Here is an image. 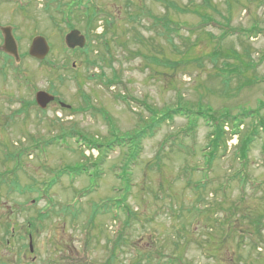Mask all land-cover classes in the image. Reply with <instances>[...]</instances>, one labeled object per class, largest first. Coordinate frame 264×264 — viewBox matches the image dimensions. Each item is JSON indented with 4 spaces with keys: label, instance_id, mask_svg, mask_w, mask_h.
I'll return each mask as SVG.
<instances>
[{
    "label": "rangeland",
    "instance_id": "rangeland-1",
    "mask_svg": "<svg viewBox=\"0 0 264 264\" xmlns=\"http://www.w3.org/2000/svg\"><path fill=\"white\" fill-rule=\"evenodd\" d=\"M77 1L0 0V264H30L12 238L29 234L44 263L264 264V0ZM72 25L86 51L66 47ZM7 27L19 61L2 49ZM38 36L51 47L41 61ZM38 91L71 108L41 110ZM180 107L254 117L230 120L207 162L203 120L156 122ZM153 124L130 160L126 142Z\"/></svg>",
    "mask_w": 264,
    "mask_h": 264
},
{
    "label": "trees",
    "instance_id": "trees-1",
    "mask_svg": "<svg viewBox=\"0 0 264 264\" xmlns=\"http://www.w3.org/2000/svg\"><path fill=\"white\" fill-rule=\"evenodd\" d=\"M76 3V2H75ZM74 3V4H75ZM83 4V1L82 0H79L77 1V4H75L74 6L76 8H80ZM171 5V6H170ZM170 7L176 9V10H179V8L177 6H174L172 3H170ZM73 6V8L69 11V13L71 14H76V11H75V7ZM184 12V11H183ZM85 15L88 19V28L90 29H95L96 28V25L97 22H99V12L98 11H92V12H89L88 9L86 10L85 12ZM203 18H207V20H210L212 17L211 16H205ZM167 20L170 24L173 25V21L170 20L168 17H167ZM175 30V29H174ZM83 51H86V50H83ZM110 84V83H108ZM202 108V107H200ZM197 111V112H194V111H190L188 109H185L183 107H180V108H177L175 110H172V111H168L169 113L166 114V115H163V117L161 116V119H159L160 121H156L157 124H161L162 122H168V121H173V118H174V115H181L183 117H187V119L189 120L190 119V124L191 126L188 128L189 130H194L193 127H196V124H197V120L201 121L203 120L206 125H208V127H211V129H213L214 131V134H213V137H212V140H211V144H210V147L211 149L213 150L212 152L205 154V158H207V162H213V160H215V157L217 156V151H218V148L220 146V143H223V135L225 134L224 132V127L225 125L231 120H237L239 122L238 126L237 127H240L243 123H244V119H248L250 117H254V115H251L252 113L251 112H245L242 114V117L240 116V118H235V117H231V115H222L220 117H217L215 114H212L210 112V110L208 109L207 111L204 110L203 108L200 109ZM202 110V111H201ZM204 111V112H203ZM206 111V112H205ZM187 112V113H185ZM160 118V117H159ZM235 118V119H233ZM194 124V126H193ZM156 127V124H153V125H150L148 127H145L144 129L142 128V130L138 131V133H136L135 137L133 138V141H132V144L130 145L129 142H126L127 144L125 146H128L133 148L132 151H130V160H133V161H136L137 158H139V152L140 150L142 149V141L146 138V137H151L152 134L154 133V129ZM239 131V130H238ZM257 133H258V129L257 130H253V132L251 133H248L245 137H244V140L241 141V144L238 146L237 148V151H238V159L241 160V161H247L248 159V155H249V152L251 151V146L253 144V141L255 139V136H257ZM129 144V145H128ZM91 146H95L96 148L100 149L101 150H104V149H107L109 152L110 150L114 149L113 145H109V148L107 147H103L102 145H97V144H93V143H90ZM123 145V146H124ZM181 147H184V145L182 144ZM185 148V147H184ZM130 149V148H129ZM102 153V152H101ZM193 153H197L196 149L193 150ZM196 171L197 170H202V169H195ZM52 187V186H51ZM50 187V188H51ZM127 191V190H126ZM125 197L126 195L124 194L123 196V200L122 201H119V203L121 204V202H125ZM123 204V203H122ZM114 218L115 219H119V214H117V211L115 209L114 211ZM128 214H129V217L132 216L133 213H131L130 211H128Z\"/></svg>",
    "mask_w": 264,
    "mask_h": 264
},
{
    "label": "water",
    "instance_id": "water-1",
    "mask_svg": "<svg viewBox=\"0 0 264 264\" xmlns=\"http://www.w3.org/2000/svg\"><path fill=\"white\" fill-rule=\"evenodd\" d=\"M4 33V51L8 54L15 57L16 60H20L19 48L15 37L13 36L12 29L10 27L3 29ZM66 44L69 49L84 48L86 45V37L82 35L79 30H73L66 36ZM50 52V46L47 40L38 36L33 39L32 45L29 50L31 57L37 60H43L47 57ZM37 103L42 109H46L48 105L55 100V96L51 95L48 92L40 91L36 96ZM63 107L70 108L65 104H62Z\"/></svg>",
    "mask_w": 264,
    "mask_h": 264
},
{
    "label": "flooded vegetation",
    "instance_id": "flooded-vegetation-1",
    "mask_svg": "<svg viewBox=\"0 0 264 264\" xmlns=\"http://www.w3.org/2000/svg\"><path fill=\"white\" fill-rule=\"evenodd\" d=\"M22 103L24 104V105H26L27 104V102L26 101H22ZM54 103H57L58 105H60L61 106V103L62 102H60L59 100H55L54 102H52V103H50L49 105H48V107L50 106V105H52V104H54ZM0 191H1V189H0ZM20 195H24L23 193H19ZM42 200V198L39 200V201H41ZM0 201H1V198H0ZM36 203V200H33V204H35ZM4 226V225H3ZM6 234H8V232H6ZM14 235V234H13ZM13 239H21V240H23V241H25L26 242V240H27V242L29 243V253H27V252H23V254L22 253H19L20 255H22V256H24V257H22L21 256V260H26V259H28V256H29V259H30V264H59V262L58 261H54V260H52V262H50V261H48V262H46V263H44L42 260H41V256L39 255V253H37L36 251H35V248H34V244H33V235L32 234H29L28 235V237L27 236H21V237H17V236H13L12 237ZM12 239L11 238H8V236H7V238H6V243L9 245V244H11V241ZM61 260V259H60ZM69 263H70V261H69Z\"/></svg>",
    "mask_w": 264,
    "mask_h": 264
}]
</instances>
